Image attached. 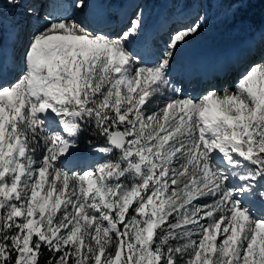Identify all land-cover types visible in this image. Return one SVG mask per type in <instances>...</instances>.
<instances>
[{
	"label": "snow or ice",
	"instance_id": "obj_1",
	"mask_svg": "<svg viewBox=\"0 0 264 264\" xmlns=\"http://www.w3.org/2000/svg\"><path fill=\"white\" fill-rule=\"evenodd\" d=\"M200 27L148 61L139 14L112 36L51 12L15 79L0 65V264H264V60L183 95L171 61Z\"/></svg>",
	"mask_w": 264,
	"mask_h": 264
},
{
	"label": "rangeland",
	"instance_id": "obj_2",
	"mask_svg": "<svg viewBox=\"0 0 264 264\" xmlns=\"http://www.w3.org/2000/svg\"><path fill=\"white\" fill-rule=\"evenodd\" d=\"M46 1H48V3L47 2L44 3L43 0H38V2H34V0H29L28 5L33 6V4L36 3L39 6H41L40 7L41 10L39 9L38 6L36 7L37 9H39L36 17L39 16V12L44 14L48 12L49 13L60 12L67 14L68 11H70L69 12L70 14L68 13V15L74 17V15H72V12H74V10L76 9L74 8L73 10L72 8H70L71 2L73 0H46ZM120 1L123 2L122 3L123 5L121 7L119 5ZM25 4H26V0L22 4H18L17 6L12 7L9 6L6 0H0V27H4L6 26V24H8L9 21H12L16 23L17 30H21L23 32L24 28H26V26H28L29 23L28 25H26L25 22L24 26L22 25L20 29L19 26L20 24H22L21 18L22 17L28 18V14H31L26 11V9L31 8V6H26L25 9L24 6ZM102 8L103 10H107L108 8L109 9L111 8V10L107 12V16L105 19L111 20L112 23L115 22L120 24L122 23L123 20H125L126 25L122 29H120L116 33V35H113L114 30L110 31L109 28H107L104 31L112 36H118L122 34L129 26L130 21L134 19L137 14H139L143 20L141 11H143V14H144V10L146 11L145 17L146 16L147 17L146 20L143 21V31L140 33L141 40L144 42H142L141 50L138 53H140V55L145 60L148 61H154L157 55L165 50L170 36L177 29L185 28L188 25H192L196 22H199L201 24L200 30L198 31V33L189 37L186 40V42L182 43L175 50L171 64L178 62L177 57H179L183 51L191 52L194 48L200 46L203 43V41L207 40L208 38L210 42L213 43V45H217L218 43H222L225 39H227V37H230V35L231 38L234 37L232 36V34L233 35L235 34L243 39L241 42V45L243 46L246 43L243 42L246 41L248 37L250 36L256 37L260 31L264 30V0H140V1L103 0ZM124 11L128 14L127 18L125 19H123L124 18L123 15L125 14ZM192 13L194 15H191ZM189 16L193 17V19L191 18L192 23L185 24L186 23L185 21L189 20L190 18ZM201 17H203V20L200 19ZM2 19L4 22L1 21ZM33 22L34 21L30 20L31 25L33 24ZM41 22L44 23L43 20H41ZM178 24L179 26L176 27V25ZM169 26H171V28ZM92 28H94V26H92ZM164 28H168L167 33L166 34L159 33V31L163 30ZM208 30H211L210 32L214 31L213 33H211L212 36H209L210 33H207ZM249 30H251V32H249ZM249 33L250 36L244 38V36L248 35ZM28 40H26V43L28 42ZM132 46H133V42L130 43V50H132ZM243 47H245V45ZM246 50L247 49L245 48L244 51L246 52ZM240 51H238L237 54L240 53ZM249 51H251V49H249ZM248 52L243 54L244 60L248 57ZM259 56H261L262 59H264L263 50L262 52L260 50ZM181 57H179V60L181 59ZM246 68H249V65L242 70L241 74L247 70ZM18 74L19 72L17 73V75ZM229 74L225 76L222 83L223 86H221V89L225 87L227 88L235 87V86H231V84L228 85V82H230ZM240 76L238 78L235 77L237 79V80L235 79V82L236 81L238 82ZM174 82L175 84H173ZM174 82H171V85L181 89L183 95L191 96L190 95V93H192L191 88L192 86L195 85L194 83L189 82L184 86L182 85V82L180 80H175ZM209 90H217V89L214 86L207 88L203 93L199 94L198 97H200L203 94H206ZM98 144L103 145L104 142ZM93 145H97V143L90 144L89 141H83V140L79 141V148L76 153V156L80 162L82 160V157L84 155L87 156L89 151H91Z\"/></svg>",
	"mask_w": 264,
	"mask_h": 264
},
{
	"label": "bare ground",
	"instance_id": "obj_3",
	"mask_svg": "<svg viewBox=\"0 0 264 264\" xmlns=\"http://www.w3.org/2000/svg\"><path fill=\"white\" fill-rule=\"evenodd\" d=\"M28 2L29 0H26V4L24 5L25 9H26V6H31V8H33L35 11L32 12L31 14H28V18L27 17L21 18L22 24H20L19 28L21 29L22 25L24 26L25 22H26V25H28L29 23L30 26L29 25L26 26L23 32L21 30H17V33L15 35L17 41H15L13 45V50H12L13 52L11 53L9 52V49H10L9 44H5V46H0V65L3 66V69H4L3 76L5 80L15 79V77L17 76V73L19 72V58H20L21 52L24 50V47L27 44L26 40L30 38V36L35 30L43 27L44 23H42L41 20L44 21V17H46L49 14V12L46 14L39 12V16L36 17V15L38 14V10L40 9L41 6H39L36 3H34L33 6L28 5ZM34 2H38V0H34ZM43 2L48 3V1L46 0H43ZM122 3L123 2L120 1L119 3L120 7L123 5ZM72 4H73V1L71 2L70 8L74 10V8L72 7ZM102 4H103V0H88V7L85 10V13H82L83 14L82 15L81 12H79L76 9L74 10V12H72V15H74L73 18H79L81 20H86L85 22H87V24H89L91 28L92 26H94V28L92 29H100V30L105 31L107 28H109L110 31L114 30L113 35H116V33L126 25L125 20H123L122 23L119 24L115 22L112 23L111 20L105 19L107 16V12L110 11L111 8L110 9L108 8L107 10H103ZM37 6L39 7V9L36 8ZM69 12L70 11H68V13ZM145 12L146 11L144 10V14H143V11H141L143 21H145L147 17V16L145 17ZM129 13H130V10H129ZM191 15H194V14L192 13ZM127 16L128 14L125 12V14L123 15L124 17L123 19L127 18ZM191 18L193 19V17H190L189 20H186L185 21L186 23L185 22L184 23L191 24L192 23ZM30 20L34 21L32 25L30 23ZM7 25H9V23ZM178 26L179 24L176 25V27ZM169 27L171 28V26ZM167 31H168V28H164L163 30L159 31V33L166 34ZM210 31L211 30H208L207 33H210L209 36H212L211 33H213L214 31L213 32H210ZM249 32H251V30H249ZM240 34H241V31H240ZM232 36L234 37L231 38V35L230 37L226 36L227 39H225L222 43H218L217 45H213V43L210 42L208 38L207 40L203 41V43L200 46H197L196 48H194L193 49L194 51L193 50L191 52L183 51L179 56L181 57L182 55L181 59L179 60V57H177L178 62L171 64V71L169 73L171 82H174L175 80H180L182 82V85L184 86L185 84L189 82L194 83L195 85L192 86L191 90H192V93H195V94L193 96V94L190 93V95L193 97H198L199 94L203 93L207 88H210L213 86L217 89L215 91L221 92L224 89V88L221 89V86H223L222 85L223 80L225 76L229 74L232 70L231 72L232 74L231 73L229 74L230 82H228V85L231 84V86H235L237 82V81L235 82V79H236L235 77L238 78L241 75L242 70L246 66L248 65L250 66L251 64H253V62L264 60L262 59L261 56H259L260 50L261 52L262 50L264 51V30L260 31L256 37L250 36V33L248 35H245L244 38L248 36L251 37V38L248 37V39L243 42V43L246 42L244 44L245 47H243L244 45L243 46L241 45V42L243 39L240 36H237L235 34L234 35L232 34ZM131 42H133L132 50L134 52H140L141 44L142 42H144L141 40V34L138 37L132 38ZM245 48L247 49L246 52H248L249 49H251V51L248 52V57L244 60L243 54L246 53L244 51ZM238 51H240V53L237 54ZM14 60H15V66H13ZM173 84H175V82ZM197 85L198 87L196 88ZM94 158H98L97 154H94L92 153V151H89L87 156L84 155L82 157L81 163L82 164L91 163Z\"/></svg>",
	"mask_w": 264,
	"mask_h": 264
},
{
	"label": "trees",
	"instance_id": "obj_4",
	"mask_svg": "<svg viewBox=\"0 0 264 264\" xmlns=\"http://www.w3.org/2000/svg\"><path fill=\"white\" fill-rule=\"evenodd\" d=\"M80 139L83 141H91L92 143H99L104 141L101 137L95 135L90 130L81 134Z\"/></svg>",
	"mask_w": 264,
	"mask_h": 264
}]
</instances>
